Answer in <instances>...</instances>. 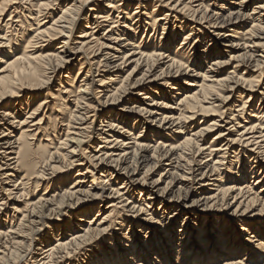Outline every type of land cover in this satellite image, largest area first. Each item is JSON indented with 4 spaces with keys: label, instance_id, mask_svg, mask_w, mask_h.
I'll return each instance as SVG.
<instances>
[{
    "label": "bare ground",
    "instance_id": "bare-ground-1",
    "mask_svg": "<svg viewBox=\"0 0 264 264\" xmlns=\"http://www.w3.org/2000/svg\"><path fill=\"white\" fill-rule=\"evenodd\" d=\"M146 1H99L100 3L95 8L88 10V14L83 20L85 31L81 32L78 37L82 41L77 43L79 45L75 48H71L70 45L74 42L72 33L82 20L83 12L87 13V6L90 2L92 3V0H0V21L3 14L11 9L10 16L5 21L3 28L6 27V29H11L10 31L13 32L16 31L15 27L19 25L23 31L20 33V41L16 37L14 39L8 38L7 34L0 38L2 41L0 42V52L7 51V53H4V60L0 58V66L3 65L0 68V103L3 99L13 95L14 88L19 85L27 84L37 88V90L44 85L46 86L56 74L67 70L74 61L79 60L77 73L74 74L75 77L69 71L63 77L66 82L63 83L62 80L60 82L59 90L56 91L57 97H51V100H56V102L51 106L50 111L52 114L55 113V118L61 115L59 126L60 128L61 126L66 127L64 140L60 143L66 148L67 145L71 144L65 149V154L59 152V147H54V149L50 147L53 144L48 139L50 137L49 133L46 132V128L50 125L48 119L49 124L46 125V114L43 113L39 120L34 121L36 117L33 116H37V113L49 110V106L45 107L47 104L45 101L39 103L35 109H30L22 122L13 119L8 110L2 112V116L0 115L1 122L7 121V118L13 119L12 123L7 125L13 131L10 133L6 129L0 133V184L2 185L0 190L3 197L1 200H6L5 203H0V206L6 205L7 202L14 205L19 203L21 199H26L23 212L14 209V212L21 216L18 223L11 222L13 225L10 224L5 232L0 230V239L4 240L3 242L0 240V262H6L3 264H18L20 258L22 261V259L30 257L34 250H42L41 260H38V262L43 261L42 264H171L172 261H179L183 257H185V261L192 259L198 264H210L212 261H216L219 255L220 257L231 258L245 252L246 256H251L252 251H257V248L264 246L261 242V239L264 238V225L241 224L240 232L246 234L250 232L243 243H234L233 245L227 243L225 245L223 242H217L216 245L222 246V249H213L211 253L205 250V253L202 254L203 248L197 247L194 250L193 248L196 245L190 243L188 248L190 252H186V255L184 247L183 250L177 249L178 247L174 248L172 242H168L170 245L165 246L162 243L161 235L155 233L152 234L154 236L153 242L154 244L162 243L161 248L155 249L154 247L144 246L138 249L137 245L130 246L126 244L128 243L126 239H122L119 247L111 246V254L98 252L97 255L90 256L86 263L78 262V254L87 253L86 248H89L97 238L108 230L109 218L115 217L118 209L125 210V212H137L138 214L142 211L141 208L135 209V205L128 208L132 204L131 202L128 205L129 199L132 198L131 196L128 197L131 192L138 191L139 196L144 194L150 205L155 200H161L159 204L163 205V209H173V214H175H172L173 222L178 220L176 214L178 209L174 203L177 206L194 208L199 213L210 215L205 218L206 223L209 219L214 218L215 221L224 220L220 214H224L228 211L227 209L235 207L232 215H230L232 224V221H236V218H238L237 213L241 208L244 207V211H246L248 205L256 204L259 201L258 197L262 192L264 193V187L259 193L253 192L256 186H262L264 183V89L263 93H259L261 102L259 109L263 105L262 110L252 111V114L248 116L245 104L248 103L250 97L246 96L244 98L243 94L240 98L244 101L241 102L240 106H237L236 111L232 109V107H236L235 105L225 110V105L229 104L230 98L238 92L240 85H246V82H249L240 74H236L238 71L237 66H233V72L227 73L224 79L215 78L219 77V70L223 66H232L235 62L237 64L244 63L247 72L243 75L251 72L248 67L257 68L259 65L258 59L261 61L262 56L258 53L264 51V0H241L237 7L229 9L226 16L215 12L217 10H209V1L206 0H159L161 6L167 11H171L175 15L179 14V16L184 13L188 14L192 24H196L198 27L203 23L207 25L203 30L212 29L213 32L209 34L214 41L213 46L218 45L217 42L223 41L224 46L226 45L231 49L230 55L233 54L224 63L217 61L218 57L216 55H220V51L212 52V49H209L211 47H206L205 51L199 54L200 58L198 60L195 56L193 58L192 55L200 52L197 51L199 45L194 44L197 42L195 37H193L195 40L191 48L189 42L186 43L189 37L192 36L191 32L193 30L190 29V26L184 24V22H179L184 19L174 16L173 20L179 19V21H174L180 23V26L177 27L168 18L170 15L167 13L161 15V18H156L155 13L159 14L160 12L155 5L150 9L148 7V9H143V3ZM130 3L136 5L135 11L132 14L125 13L122 22H119V20L112 22L110 13L114 15V13L119 14L122 11H127L131 7ZM251 3H253L252 11L248 14L246 9ZM53 8L59 12V16L55 19L51 17L54 12ZM222 8V6L219 7L220 10ZM140 9L144 11H138ZM48 18H51L52 23L46 26V19ZM28 20L31 21V24H28ZM129 21H131V24L128 23ZM25 24L27 30L22 28ZM33 25L36 26L34 31L31 29ZM168 25L173 27L172 32H169ZM143 26L151 27V31H155L156 27L160 28L161 34L167 32L163 34H167V39H164L165 42L160 44L158 50H154L155 47H152V45L142 47L140 44L136 45L134 42L136 37H128L126 33L128 30L136 32ZM231 28L236 30L231 31L234 35L228 34ZM0 29L2 28L0 27ZM102 29L104 30L100 37L102 42H99L94 37ZM182 29H188L189 33H182L184 35L181 36L183 39L180 47H177L175 53L172 54V44L176 41ZM199 29L195 30L198 31ZM28 30L33 35L31 38L26 39L23 34L26 31L29 32ZM238 30H243V35L234 39L240 34ZM206 39L207 37L203 40ZM241 41L245 42L239 44ZM53 43L60 47L55 49L57 53L48 54L44 50ZM148 47H152L150 51L147 50ZM85 52L89 55H86ZM190 52L192 53L190 54ZM239 52L241 54H238ZM79 55H82V57L78 59ZM188 56V61L184 62L183 59ZM191 57L192 63L190 62ZM212 57L216 58L210 59ZM163 60L166 61L161 63ZM206 61H210L208 63L210 66H208V70L202 72L200 68ZM86 64L84 74L81 70L84 69ZM162 65L165 66V69L162 68L160 73L156 74V69H160ZM131 66L133 67L127 76L121 78V74ZM212 67H216L217 70L212 69ZM143 68L145 70H143L141 77L137 81L135 80L136 82H128ZM92 70H94L93 75ZM196 72L197 75L193 74ZM95 76L100 77L99 80L96 81ZM258 76L260 78L262 73L260 72ZM180 79L186 81L183 83V86L187 87L186 90L178 82ZM156 82H160V85L163 86L162 89L156 90L159 92H151L150 89L145 87H150L151 84ZM251 86L253 85L248 87V92L251 90ZM21 87L19 86V89ZM216 90L226 91L227 94L225 95L227 96L216 95L218 93ZM136 91L144 92V94L135 95L140 98H137L139 101L135 100L139 106H132L131 109L125 107L117 113L115 107L126 102L124 99L134 95ZM157 97H160V99H157ZM90 100L95 101L97 106H88L86 102ZM146 101L151 102V104ZM109 107L111 110L105 111ZM228 115L231 117L227 118ZM198 116H201L202 119L207 116H216L220 121L216 122L214 120L207 127L201 128L190 135L187 129L194 124ZM28 120L31 121L28 122ZM62 123L67 124L61 125ZM70 123L72 126H70ZM140 123L147 128H145L147 136L141 134L143 131H139L137 136L132 133L139 127ZM218 123H223L229 127L219 130L218 135L211 142V147L202 148L201 142L204 136L215 127L217 128ZM15 124H17L16 127H14ZM74 125H78V127L76 128ZM24 127L27 129L22 131L17 138L14 139L11 136L12 133L16 132L14 129L21 130ZM142 129L143 127H141ZM70 136L72 137L70 138ZM44 137L47 138L43 139ZM164 137L172 140L177 139V144H162L159 139ZM42 139L43 142L48 144L43 145ZM37 141H39L37 149L50 147L53 151H45L48 159L44 160V162L46 161L44 166L47 168L42 167L43 171L34 173V165L29 160L28 150ZM96 142L97 144H95ZM94 144L95 149H91V145ZM238 148L240 149L237 150ZM86 149L91 150L88 155H85ZM82 155L85 157H82ZM231 155H234L233 158H236V160L245 158L251 163L247 168L246 166L239 167L235 171V180L224 181L220 173V167L230 163ZM60 159L67 163H64L67 165V170L79 168L76 170L77 174L74 182L70 184L71 187H67L66 190L61 189V195L55 192L56 194L54 193L47 200L39 198L35 203L31 202V195L35 194L37 188L40 187V179H43L42 181L47 180V188L58 180L56 174L59 171L63 172L64 165L57 168L51 166L50 163H58ZM162 162H167L165 165L167 170L154 182L147 183L145 176L151 171L150 169L157 168L156 166ZM86 165L88 167H85ZM91 169L99 173V177L94 179L91 175V183L96 185L92 187L94 188L92 190H97V192L95 194L89 193V196L93 200L102 198L104 188L100 185L112 187L114 181L118 182L120 180L119 187L116 190H111L108 195L109 198L112 197L115 201H111L113 204L106 208L109 212L102 219L99 218L100 210L97 209L96 214H98L96 217L98 218L95 221L94 217L90 218L87 223L88 227L82 228L81 223L84 222L82 219H87L94 208L74 218L77 223H73L71 230L68 231L72 232L69 240H66V238L58 239V236H55L56 233H50L51 240H53L52 237H56L53 241L55 245H52L50 239L46 238L49 235L46 232L50 230L44 231L46 235L43 236L40 233L49 224L48 220H50L51 215L56 216L63 207L72 206L73 200L78 201V197L88 195V190L82 191L80 188L83 187L87 176L91 174ZM143 170L144 172L140 176V172ZM18 173L19 176H17ZM36 177L38 178L36 179ZM166 177L168 182H166L165 188L160 190L158 186L162 178L165 179ZM248 177L251 180L254 179L252 183L255 184L254 187L251 186L252 184L248 185ZM31 180L34 181L32 182L34 191L30 192L28 189L29 182L27 181ZM97 181L100 183H95ZM67 182H70V180L68 179ZM212 187H216V191H210ZM230 198L232 199L231 204L227 202ZM191 199H193L192 205L187 204ZM239 199L240 202H238ZM219 202H221L224 209L222 207L215 208ZM190 209L185 213L181 211L178 214L184 216L191 214ZM222 209L223 211H221ZM0 215L2 216L3 213L0 212ZM194 216L195 220L200 217L196 213ZM183 220H188V218L184 217ZM137 222L141 225L140 228L144 227V224H149L148 219L145 218L141 221L138 218ZM186 223H191V221ZM172 229H170L171 234H176L173 233ZM191 233L190 235H192ZM254 233H257L261 239H257L256 235L253 236ZM250 239H253V241ZM207 242L209 243V241ZM252 243H256V247L250 250ZM42 244H45V247L40 249ZM34 245L38 248L34 249ZM244 246L247 247L244 248ZM6 256L7 259H5ZM139 257L141 260L136 261ZM12 258L14 261L11 263ZM175 259L177 260L175 261ZM223 264H243V262L227 261Z\"/></svg>",
    "mask_w": 264,
    "mask_h": 264
},
{
    "label": "rangeland",
    "instance_id": "rangeland-1",
    "mask_svg": "<svg viewBox=\"0 0 264 264\" xmlns=\"http://www.w3.org/2000/svg\"><path fill=\"white\" fill-rule=\"evenodd\" d=\"M99 1H102V0H92V3L90 2V4L87 6V8H88V9H86L87 13L83 12V14L81 16L82 20L80 21L78 27H76L74 29L73 33H72V39H74V42H73L72 45H70L71 48H75L77 45H79L77 43H80L82 41L78 37L81 35V32L85 31V29L83 28V27H85V22H83V20H85V17L88 14V10H91L92 8H95L100 3ZM206 1H209L208 2L209 5H210L209 6V10H211V11L217 10L215 12H218V14H222L223 16H226L229 13V9H234L235 7H237V4H239L241 0H229V1L228 0H225V1L224 0H220V1L219 0H206ZM247 1H250V0H247ZM256 1H258V0H256ZM130 4H131V7H129L130 9L128 8L127 11H122L121 13H119L120 15L118 13H114V15H112L113 13H110V18H112V22H116L118 20H119V22H122L123 21L122 18L124 17L125 13L128 12V13L132 14L133 11H135L136 5H133L132 3H130ZM143 5H144L143 9H148V8L150 9L153 5H155L156 9L160 12L159 14L155 13L156 18H159V17L161 18L162 17L161 15L167 13L168 15H170L168 18L171 19L172 23L174 21H179V19H184V20L179 21V22H184V24H187L188 26H190V29L193 30L191 32L192 33V36H190L191 38L189 37V39L187 40L186 43L189 42L190 48H191V45L193 44V41L196 39L197 42H195L194 44L195 45H199L198 49L197 48L196 49L200 53H196L195 55H192L193 58L195 56L196 59L198 60L200 58L199 54H201V52H204L206 47L207 48L211 47L209 49L210 50L212 49V52L213 51L217 52V50L220 51L219 52L220 55H218V56L216 55V57H218L217 61H219L220 63L227 62L229 60V56L233 55V54L230 55L231 49L226 47V45L224 46L225 43L223 41H219V42H217L218 45L215 44L216 46L215 45L213 46L214 41L212 39V36H210V34H209V33L213 32V30L212 29H208V31L207 30H203V29H205L204 27L207 26L206 24L201 23L197 27L196 24H192V22H190V17H189L188 14L184 13V14H182L180 16H179V14L175 15V13H172L171 11H167L163 6H161L162 4L160 3L159 0H147L145 3H143ZM220 6L223 7L222 10L219 9ZM252 6H253V3H251V5L248 6V8L246 9V12L248 14L251 13ZM143 9H140L138 11H140V12L142 11L143 12L144 11ZM10 11H11V9H10ZM10 11L7 10L3 14V16L1 17L0 27L2 29H0V38L7 34L8 38L11 37V38L14 39V37H16V38L19 39V37L21 35L20 33L23 32L22 29H20L19 25H18V27H15L16 31H13V32L10 31L11 29H6V27L3 28V26L5 24V21L10 16V13H9ZM53 11L54 12H53L51 17H53V19H55V18H57L59 16V12H58V10H54V8H53ZM89 16H90V18L92 17L91 13L89 14ZM174 16H178L179 19L178 20H173ZM187 16H188V18H187ZM116 17H118V18H116ZM14 20H16V19H14ZM46 20H47L46 21L47 22L46 26H49L52 23V21H50L51 18H48ZM20 21H22V20H20ZM179 22H174L177 27L180 26ZM128 23L131 24V21H129ZM28 24H31V21L28 20ZM22 28H23V30H27V25L25 24ZM197 28H200V29L197 31V30H195ZM31 29L34 31L36 29V26L33 25ZM172 29H173V27H171V25L170 26L168 25L169 32H172ZM229 31H230V33H228L229 35H234L231 31H236V30L231 28V29H229ZM238 31L240 32V34H238L237 37L234 38V39H237L241 35H243V30L242 31L238 30ZM103 32H104V30L102 29L94 37V39L95 40L98 39L99 42H102L100 40V37L102 36ZM200 32H202L201 33L202 35L200 34ZM126 33L128 34V37H130V36L131 37H136L135 40H134L136 45L140 44L141 47L144 46V45L145 46L146 45L147 46L148 45H152V47L153 46L155 47L154 50H158L157 48L160 46V44H163L165 42L164 39L165 38L167 39V37H166L167 34L163 35V34H165L167 32H163V34H161L162 33L161 29L157 28V27L155 28V31H151V27H149V26H145L144 27L143 26L142 28H139L138 31H136V32L128 30V32H126ZM134 33L136 34V36H135ZM182 33L188 34L189 33L188 29H184V30L182 29L181 32H179V35L176 38V41H174V43L172 44V48H171L172 49V54L175 53L177 47H180V44H181L182 39H183V38H181V36L184 35ZM23 35H24V37H26V39H29V38L32 37L33 33H31V31H29V32L26 31V32H24ZM193 37H195V39ZM204 37L205 38L207 37V39L205 41L203 40V39H205ZM210 40H212V41L210 42ZM18 41H20V39ZM0 42H2V41L0 40ZM3 42H5V41H3ZM243 42H245V41H241L239 44H242ZM75 43H76V45H75ZM58 47H60V46L56 45V43H53L50 47H48L44 51L47 52L48 54H55V53H57V52H55V49L58 48ZM152 47H150V48H152ZM150 48L148 47L147 50L150 51L151 50ZM3 52L7 53V51H5V50ZM4 53L0 52V58L1 59L4 58ZM191 53L192 52H190V54ZM85 54H86V52H85ZM238 54H241V52H239ZM258 54H260L262 57H261V61H260V59H258L259 65L257 66V68L248 67V66L245 65L246 67L250 68L251 72H249V74H246V75L244 74L243 75V73L247 72V70H245L244 63H241L243 65L242 66L241 64H237L235 62V63H233L232 66H227V67L223 66L219 70L220 71V75H219V77H215V78L222 80V79H224L226 77L227 73L233 72V68H232L233 66H237V70L238 71L236 72V74H238V75L240 74V76H243V78L245 80L249 81V82H246V85H243V84L240 85V88H239L238 92L234 95V97L230 98L229 104L225 105V110H228V108H231L230 106L235 105L236 107H232V109L234 111H236L238 109L237 106H240L241 102L243 103V101H244L243 99L240 98V96L242 94H243L244 98L246 96L250 97V100L248 101V103L245 104L246 105L245 110L246 111L248 110L247 111V115L248 116L252 114V111H256V110L259 109V106L261 104V102L259 100L260 99L259 93H263V89H264V76H263L264 75V51L262 53L260 52ZM86 55H89V54H86ZM12 57H13V55H12ZM81 57H82V55H79L78 59L81 58ZM192 57L190 58V62L191 63H192ZM216 57H212L210 59H213V58H216ZM188 58H189V56L185 57L183 59V61L184 62L188 61ZM78 61L79 60L74 61L72 63V66H70L67 70H63L61 73L56 74L54 76L53 80L51 82H49V84H47L46 86L45 85L42 86L38 90H37V88H33L32 86H29L27 84L26 85H19V86H22L20 89H19V86L15 87L14 91H13V95L8 96L7 98H5V99H3L1 101V103H0V115L2 116L4 111L8 110V112L11 114L13 119H15L17 122H22L23 120H25L24 117L27 116L26 113H28L30 109H35L37 107V105H39V103H41L42 101H45L47 103L45 107L49 106V110L47 112L46 111H42V113H37V116H33V117H36V119L34 121L39 120L42 117L43 113L46 114V117H45L46 118L45 119L46 120V125L49 124L48 120L50 121V125H48L49 127L46 128L47 129L46 132L49 133L50 137L48 139H49V141H52V144H53V145H50V147H52L53 149H54V147H59V152L61 154H65V149H67L71 144L67 145V148H66L60 143V142H63V140H64V134H65L64 130H65L66 127L65 126H63V127L61 126V128H60V126H59L60 125L59 121H61V119H60L61 115L58 116L57 118H55L54 117L55 113L54 114L51 113V111H50L51 110V106L53 104H55V102H56V100H54V101L51 100V97H53V98L57 97V92L56 91L59 90V85L61 84L60 82H61V80H62L63 83L66 82L63 77H65L69 71L73 75V77H75V75L77 73V69H78V63H79ZM165 61L166 60H163V61H161V63H164ZM209 62L210 61H206L204 65L202 64V66L200 68L201 69L200 71L204 72V71L208 70V66H210V65H208ZM241 62H243V61H241ZM187 64H189V63H187ZM2 66H0V68ZM86 66H87V64L84 65V69L81 70L83 73L85 71V67ZM132 67L133 66H131L129 69H127L126 72L122 73L121 74V78H125L127 76V74L131 71ZM164 67L165 66L162 65L160 69H156V74H159L160 70L162 68H164ZM94 68H96V67H94ZM212 69L217 70L216 67H212ZM143 70H145V68H143L135 77H131L128 80V82H131V81H132L131 83L136 82L141 77V74H142ZM93 71L94 70H92V72ZM253 71H256V72H253ZM197 72H199V71H197ZM197 72L193 73V74L197 75ZM260 72L262 73V76H260V78H258L259 77L258 74ZM93 74H94V72L92 73V75ZM190 75H191V73H190ZM207 75L209 76L210 74L208 73ZM94 78L97 81V80H99L100 77H96L95 76ZM184 79H187V78H184ZM184 79H180L178 82L180 83V85H182V88L184 90H186L187 87L183 86V83L186 82V81H184ZM160 82H156L155 84H151L150 87H148V86H145V87L147 89H150L151 92H155L157 89H159V90L162 89L161 87H163V86L160 85ZM249 84L253 85V86H251L252 88L248 92L247 89L250 86ZM23 87H25V88H23ZM190 89H193V88H190ZM161 91H163V90H161ZM216 91L218 92L216 95L227 96V95H225V94H227V92L224 91V90H216ZM156 92H159V91H156ZM139 93H141V94L143 93L144 94V92H142V91H140V92L136 91L134 93V95L124 99V101H126V102H123V104H120V106H116L115 110L117 111V113H119V110H121L122 108H125V107H126V109H131L132 106L138 107L139 104H136L135 100H137V98L139 96H135V95H138ZM141 97H143V96H141ZM138 99H140V98H138ZM157 99H160V97H157ZM137 101H139V100H137ZM146 102L148 104H151V102H149V101H146ZM86 103L88 104V106H91V107L97 106V103H95V101H93V100L87 101ZM217 104H219V103H217ZM21 106H23V107H21ZM262 107H263V105H262ZM262 107H260V109H259L260 111L262 110ZM107 110L110 111L111 108L110 107L106 108L105 111H107ZM169 111H171V110H169ZM260 111H258V112H260ZM226 113H227V111H226ZM230 117L231 116L228 115L227 118H230ZM13 119L7 118L6 119L7 121H2V122L0 121V133H1V131L6 130V129L9 130L10 133L13 131V129H9V126H7L9 123H12ZM66 119H67V117H66ZM214 120L216 122L220 121V119H218L216 116H207V117H205L203 119H202L201 116H198L195 119L194 124H192V125H190L188 127L187 132L191 135V133L196 132L197 130H199L201 128L207 127ZM30 121L31 120H28V122H30ZM66 124L67 123H62L61 125H66ZM218 124H219V126H217V128L215 127L213 130H211V132H208L206 134V136H204V138H203V140L201 142L202 148L207 149V148L211 147V142H212L213 138L218 135L219 130L229 127L228 125L226 126L223 123H218ZM16 126H17V124L14 125V127H16ZM70 126H72L71 123H70ZM75 127L77 128L78 125H76ZM141 127H143L142 130H141ZM145 128L146 127H144L143 124L140 123L139 127L136 130L132 131V133L135 134L134 136H137L139 131H143L141 134L143 136H147ZM26 129H27L26 127L22 128L21 130H17V129L15 130L14 129V131H16V132L12 133L11 136H13L14 139H15V138H17L19 136V134L22 131H25ZM40 137H41V135H40ZM40 137H38V138L40 139ZM71 137L72 136H70V138ZM45 138H47V137H44L43 139H45ZM43 139H42L43 145H47L48 143L43 142ZM157 140H155V141H157ZM159 141L162 144H166V145L177 144L176 143L177 139L172 140L170 138H165L164 137V138L159 139ZM38 144H39V141L35 142L34 145L32 147H30V149L28 150L29 156H30L29 160L31 161V164L34 165V169H33L34 173H38L41 170L43 171L42 167L47 168L46 166H44V164H46L45 163L46 161L44 162V160L48 159V156L46 157V155H45V153H46L45 151H47V150L53 151L52 149H50V147H47V148L39 150V149H37ZM59 144H60V146H59ZM95 144H97V142ZM95 144L91 145V149H95V147H96ZM213 148H215V147H213ZM239 149L240 148H238L237 150H239ZM86 150L87 151H85V153H86L85 155H88L91 150H89V149H86ZM233 156L234 155H231V157H230V163H227V164L223 165L222 167H220V173H221L222 178H223L224 181H226V180L227 181L235 180V171L238 170L239 167L241 168V167L246 166V168H247V166H249V164L251 163V162H249V160H247L245 158L244 159L242 158L241 160H239V159L236 160V158H233ZM82 157H85V156L82 155ZM64 163H65V161H63L62 159H60L58 163H53V162L50 163L51 166H55L57 168H59V166L62 167L64 165V167L62 168L63 172H60V171L57 172L56 175H57V179L58 180L54 181L52 183V185L50 187H48V188H47V185H46V183H47L46 181L47 180L42 181L43 179L42 180L40 179V181H39L41 183L40 187L37 188V191L35 192V194L31 195V198H30L31 202L35 203L39 198L47 200L55 192L58 193V195H61L60 194V192H61L60 190L61 189L66 190L67 187L68 188L71 187L70 184L74 182L75 177H76L75 175L77 174L76 170H78L79 168L72 169V170H67V165H65L67 163H65V164ZM166 163L167 162H162L160 165L156 166L157 168L154 167V168L150 169L151 171H149V173L145 176L146 182L147 183H152L155 180H157L160 177V175L162 173H164L165 170H167V167H165ZM85 167H88V165H86ZM90 171H91V174L88 175L87 178L84 180L86 183L84 182L83 187L80 188V190H82V191L88 190V192H87L88 195H85L83 197H78L79 198L78 201L77 200H73L72 201V206L63 207L62 209H60V213L56 214V216L51 215L50 218H49L50 220H48L49 224L40 233V235L42 234V236H43V235H46L44 233V231L50 230L49 232H46L49 235H47V237L46 236L45 237L50 239V243L52 245H55V242H53V241H55L56 237H52L53 240H51L50 233H52V232L56 233L55 236H58V239L66 238V240L67 239L69 240L70 235H71L72 232H68V231L71 230V226L73 225V223L74 224L77 223V222H75L74 218H77V216H79V214H81L83 212H88L90 209L94 208L93 211L91 212V215H89L87 219H82V221L84 220V222L81 223V226H83L82 228L88 227L87 223H88V220L90 218L94 217L95 218L94 221L98 218V217H96V215L98 214V213L96 214V210L97 209L100 210V213H99L100 217L99 218L102 219L105 215L108 214L109 210H107L106 208L109 205L113 204V203H111V201H115L114 198H112V197L109 198L108 195L110 194L111 190H116L119 187V185L121 184L120 180L118 182L114 181L113 184H112V187H110L108 185L106 187L104 185L106 187L105 188L101 184L100 186L104 188V192H103L104 194L102 195V198L93 200L89 196L90 195L89 193L95 194L97 192V190H92V189H94L92 187H95L96 185H92V183H91L92 182L91 175H93L92 177H94V179L95 178L98 179L99 173H97L96 171H92V169ZM143 172H144V170L140 172L141 173L140 176L143 174ZM32 175L36 176L33 173H32ZM17 176H19V173H18ZM37 178L38 177H36V179ZM249 178L250 177H248L247 183H248V185H251L253 183L254 179L251 180ZM44 179H47V178H44ZM68 179L70 180V182H67ZM80 180H83V179H80ZM27 182H29L28 183L29 191L30 192L34 191V186L32 187V182H34V181L31 180V181H27ZM166 182H168V178L167 177L165 179L162 178L161 183L159 184L158 188H160V190L164 189L165 185L167 184ZM57 183H60V184L57 185ZM95 183H100V182L97 181ZM253 185H255V184H252L251 186H253ZM0 186L2 187L1 184H0ZM263 187H264V183L262 184V186L261 185L256 186L253 189L254 190L253 192L259 193L262 190ZM207 189H211V188H207ZM89 190H91V191H89ZM71 191H73V190H71ZM174 191H176V189H174ZM210 191H216V187H212V190H210ZM1 192L2 191L0 190V203H5L6 200H4V199L1 200V198H3L1 196L2 195ZM176 193H177V191H176ZM174 195H176V194H174ZM180 195H182V194L180 193ZM130 196L132 198L129 199L130 202L128 203V205H130L131 202H132V204L128 208H130L132 205H135V207H136L135 209H140L141 208L142 211L138 214L137 212H135V213L125 212V210L123 211V210L118 209V211L115 213V217H110L109 218V223H108L109 228H108V230L101 237L97 238L98 241L95 240V242L93 244H91V246L89 248H86L87 249L86 250L87 253L78 254V257H77L78 262L86 263L90 256H92L93 254L97 255L98 252H102V253L105 252L108 255H109V253L111 254V248H112L111 246L119 247V245L121 244L122 239H126L127 242H128L126 244H129L130 246L137 245L138 249H140L141 247H144V246H147V247H150V248L154 247L155 249L156 248H161L163 245L167 246V244L170 245L169 243L172 242L171 244H172V247L174 246V248L178 247L177 249L180 248V250H183V247H184L185 248L184 251H185V254H186V252L187 253L190 252L189 249H188L190 247V243H194V245H196L193 248L194 250L197 249V247L198 248L200 247V248L204 249L202 251V254L205 253L204 252L205 250H207L208 253H211L213 249H222V246L216 245L217 242L218 243H222L223 242V244H225V245L227 243H229L228 245H233L234 243H241V242L243 243V240L245 241L247 239V236H249L250 232H248V234H246L245 232H240L239 230H240L241 224L264 225V205H263L264 193L263 192L258 197L259 201L256 204L250 205V206L248 205V209H246V211H244V207L239 210V212L237 213L238 218H236V221H232L233 224L230 221V218H231L230 215H232L235 207L227 209L228 211L226 213H224V214H220L221 218L224 219L225 221L224 220H219V221L216 220L215 221V218H214V219H209L208 222L206 223L205 222V218H208L210 215H206L205 213L204 214L203 213H199V211L198 212L195 211L194 208L190 209V207H182L181 205L177 206L174 203V205L178 209V212H176V214L178 215L177 216L178 220L173 222L172 216L175 215V214H173L174 213L172 211L173 209H166V208L163 209L162 208L163 205L159 204L161 202V200H159L158 198H157L158 200L153 201V203L150 205L149 204L150 203L149 200H146L147 197L144 194L139 196V192L138 191L131 192V194H129L128 197H130ZM128 197H125V198H128ZM80 198H81V200H80ZM175 198H177V197H175ZM116 201H118V200H116ZM192 201H193V199H191L187 204L192 205L191 204ZM231 201H232V199L230 198V199H228L227 202L229 204H231ZM25 202H26V199H21L19 203H16L14 205H11L12 203L7 202L6 205H1L0 206V209H1L0 212L3 213L2 216L0 215V217H1L0 218V230H2L1 232L7 231V228L10 226V224L13 225V223H15V224L18 223V219H20L21 216H20V214H17L14 211L16 210V211H20V212L22 211L23 212L24 211L23 208L25 207V204H26ZM238 202H240V199L238 200ZM136 203H137V205H136ZM245 203H246V201H245ZM219 204H217V206L215 208L222 207L221 202H219ZM194 205H196V204H194ZM222 208L224 209V207H222ZM189 209L192 212L191 214H187L186 216L179 215L181 211H184L182 213H185V211H187ZM223 209L221 211H223ZM195 213L200 216L197 220H195V216H194ZM174 217H176V216H174ZM184 217L188 218V220H183ZM138 218H139L140 221L143 218L148 219V223L149 224L148 225L144 224V227H142L144 229L140 228L139 226H141V225H139L138 222H137ZM69 220H71V221H69ZM187 221H191V223H186ZM11 222H13V223H11ZM212 222H214V223H212ZM121 223H123V224H121ZM228 223H231V224H228ZM95 225H96V223H95ZM130 225H131V227H129ZM65 226H68V227H65ZM61 228H63V229L60 230ZM171 228H173L172 231H173V233H176L174 235L177 236V237H175L174 235L171 234V230H170ZM183 231H184V234L182 235ZM190 232H192L191 233L192 235H190ZM155 233H156V235H161V237L163 239L162 240L163 241L162 242L163 245H162V243L161 244H158V243L154 244V242H153L154 236L152 234H155ZM168 234H170V236H168ZM214 234H216V235H214ZM252 235L253 236L256 235L257 239H261L260 236L257 235V233H254ZM205 237H207V238H205ZM216 239H218V240H216ZM250 240L253 241V239H250ZM3 241L4 240L2 239L1 242H3ZM207 241H209V243ZM261 242L264 245V238L261 239ZM34 247H35V245H34ZM43 247H45V244H42L40 249H43ZM246 247L247 246H244V248H246ZM255 247H256V243H254L253 245H250V250L255 248ZM36 248H38V247L36 246L34 249H36ZM257 249H258L257 251H252V255L251 256H249V255L246 256L245 252L243 254L242 253L239 254L238 256H232L231 258L220 257V255L218 254L219 255L218 259L216 261H212L210 264H223L224 262H227V261H229V262H238V261L241 262L242 261L243 264H264V246H262L260 248H257ZM216 252H217V250H216ZM41 255H42V250L41 251L34 250L30 257L24 258L25 260L22 259V261H21V258H20L18 264H23L24 262H25L24 264H42L43 261L38 262V260H41ZM5 259H7V256H6ZM77 259H75V261H77ZM140 260H141V258L139 257L138 260H136V261H140ZM176 260L177 259H175V261ZM191 260L192 259H190L188 261H185V257H183V258H180L179 261H176V262L172 261L171 264H198V263L194 262L193 260L192 261ZM10 261L12 263L14 261L13 258ZM3 263H6V262H4V261L0 262V264H3ZM124 264H126V263H124Z\"/></svg>",
    "mask_w": 264,
    "mask_h": 264
}]
</instances>
